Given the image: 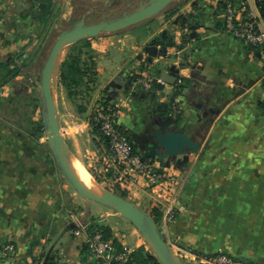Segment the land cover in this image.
Instances as JSON below:
<instances>
[{
  "label": "crops",
  "instance_id": "obj_1",
  "mask_svg": "<svg viewBox=\"0 0 264 264\" xmlns=\"http://www.w3.org/2000/svg\"><path fill=\"white\" fill-rule=\"evenodd\" d=\"M97 1L0 0V244L15 245L12 255L0 253V264H43L51 247L53 264L85 260L82 225L91 223L105 226L130 252L144 246L127 243L107 221L104 205L78 193L36 129L54 25L129 6L128 0H102L109 9L99 8L92 4ZM226 1L175 0L152 19L84 39L90 48L81 60L91 71L70 93L60 81L61 64L58 119L69 152L103 188L158 209V227L172 253H223L264 264V43L254 47L223 30ZM228 1L238 16L253 12L264 30L258 0ZM84 4L93 8L80 12ZM165 30L161 40L172 44L165 51L158 45L151 56L148 41ZM163 72L176 75L175 83L162 81ZM88 77L92 89L82 97ZM99 101L121 104L119 125L133 151L172 177V198L144 182L121 189L106 168L108 147L96 142L90 123ZM169 130L186 134L197 147L168 154L158 144L148 156ZM170 211L176 212L173 220Z\"/></svg>",
  "mask_w": 264,
  "mask_h": 264
},
{
  "label": "water",
  "instance_id": "obj_2",
  "mask_svg": "<svg viewBox=\"0 0 264 264\" xmlns=\"http://www.w3.org/2000/svg\"><path fill=\"white\" fill-rule=\"evenodd\" d=\"M131 1L128 0V4L132 9L125 10L117 16H110V14L105 13L99 21L88 22L86 15H82L71 27L59 33L49 50L41 71L40 92L42 120L47 141L55 160L62 174L78 193L86 199L114 209L128 219L146 238L148 245L151 247L154 256L160 264H176L172 257V252L150 212L122 194L110 189L102 187L100 192H96L80 179L68 162L65 150H69L60 133L58 105L54 88L62 64L64 50L83 39L96 37L104 33L122 31L152 19L169 8L175 0H139L137 5L132 4ZM167 33L168 31L165 30L148 41L145 50L151 56L158 53V45L161 46L162 51H165L172 44L171 41L166 42L161 40V37ZM171 39L173 38L171 37ZM176 77V75L166 72H163L160 76L162 81L169 84H174ZM157 82L158 79L155 78L153 83L162 87ZM156 137H159V135L157 134ZM158 144L165 146L168 154L182 153L186 148L195 149L197 147V143L189 140L186 134L169 130L162 137L158 138V142L154 144V148L148 156L155 155V149ZM90 216L91 212L88 217ZM53 248L51 247L48 251L43 264H49Z\"/></svg>",
  "mask_w": 264,
  "mask_h": 264
},
{
  "label": "built area",
  "instance_id": "obj_3",
  "mask_svg": "<svg viewBox=\"0 0 264 264\" xmlns=\"http://www.w3.org/2000/svg\"><path fill=\"white\" fill-rule=\"evenodd\" d=\"M223 17V30L226 33L254 47L263 45L264 30L253 12L238 16L227 0ZM178 82L181 83L182 80L179 79ZM144 84L147 87L151 86V78L146 77ZM121 112L120 103L103 101L96 105L91 115L92 127L99 125L101 132L109 138L106 168L114 171L115 179L123 190L129 189L133 183L144 182L156 195L172 198L174 196L172 177L160 170L155 162L133 151L129 136L119 125ZM175 217L176 212L170 211L168 219L172 220ZM82 230L86 258L76 264H137L133 252L124 246L120 249L115 239L107 234L101 224H84ZM14 252V243L0 244V253L12 255ZM206 257L210 258L213 264H235L236 262L234 258L223 253L206 255Z\"/></svg>",
  "mask_w": 264,
  "mask_h": 264
},
{
  "label": "rangeland",
  "instance_id": "obj_4",
  "mask_svg": "<svg viewBox=\"0 0 264 264\" xmlns=\"http://www.w3.org/2000/svg\"><path fill=\"white\" fill-rule=\"evenodd\" d=\"M92 4L93 5L96 4L99 8L106 7V9H109L108 5H106V3L104 1H102V0H99V1L94 2ZM92 4H89V5L84 4V5H82L80 7L79 11L80 12H85V10L93 8ZM134 5H137V4L135 3ZM130 9H132V7H130V6L126 5V4H124V3H120L117 6H115L114 8L112 7V9H110L111 12L109 14H110V16H117L120 13L124 12L125 10L128 11ZM86 17H87V21L88 22H96V21H99L102 18V15L99 14V13H92L89 16H86ZM77 20H79V18L72 19L71 21H68V22H62V21L60 22L59 21V22H57L54 25V28L51 31L52 35H51L50 41H49L48 46H47V47H49V50H50L51 46L53 45L55 39L59 35V33L61 31H63L64 29L71 27ZM88 41L89 40H84L83 39V40H81L79 42H76V43H74L72 45L76 49L75 50L76 52H77L78 47H80V46L83 47L82 54L85 55V54L89 53L90 43H89V46H88L87 45ZM66 55H67V50L65 49L64 50V54H63V58L64 59L66 58ZM85 67H88V66L85 65ZM90 77H92V76H90ZM90 77L87 78V81L90 82V84L86 83L85 86L83 85L82 86L83 88H81V96L82 97L86 96L88 94L89 90L92 89L91 88L92 81L88 80V79H90ZM57 82H59V78H57V81H56V84H55V88H54L55 92H56V89H57V84L59 85V83H57ZM58 91H59V88H58L57 92ZM101 102L102 101H99V103H101ZM35 117L37 119L36 129H37V131H39L42 134V139L45 142V145L47 146V148H49L51 150V148L49 146V143L47 141L44 125H43V128L39 127V122L43 123V120H42V105L41 106L40 105L37 106V110L35 111ZM60 133H61L62 137H64L62 130H60ZM54 159H55V157H54ZM119 194H121V193H119ZM96 204H98V203H96ZM104 207H103L104 211H106V212H108L110 214L109 216H107V221H109V223L113 226L114 230L116 232H118L121 237H123V235H124V237H125L124 240L127 243H130V244L141 243V245H144V247H146L147 250L153 254V252L151 250V247L147 243L146 238L140 233V231L128 219H126L122 214L118 213L114 209L107 208V207L104 208ZM145 210H147L148 212L151 213L152 212V207L151 206L150 207H146ZM99 215H100V217H102L101 216L102 214H99ZM213 255H216V254H213ZM198 256H200V257H198ZM207 256H209V255H207ZM210 256H212V255H210ZM172 257H173V259H174L176 264H213L214 263V262L211 261L210 258L206 257V255L199 254V253H196V252H193V251H178L176 253H172ZM215 264H219V263H215ZM235 264H248V263L247 262L244 263V262L236 261Z\"/></svg>",
  "mask_w": 264,
  "mask_h": 264
},
{
  "label": "trees",
  "instance_id": "obj_5",
  "mask_svg": "<svg viewBox=\"0 0 264 264\" xmlns=\"http://www.w3.org/2000/svg\"><path fill=\"white\" fill-rule=\"evenodd\" d=\"M258 7L261 13V16L264 20V0H258ZM89 46V43H87ZM86 45V46H87ZM83 47H78L77 52L76 49L73 48L72 52L67 56V58L63 61L61 70H60V81L70 90L71 87L78 86L83 82V76L90 72V68L85 67V64L82 63L81 55H82ZM72 93V91H69ZM261 106L264 108V101L261 103ZM39 127L43 128V123L39 122ZM93 134L96 136V142L99 144L100 142L104 143L108 148L110 146L109 138L106 137L100 130L99 125H93ZM123 196H126L125 193H122ZM152 217L156 221V223L160 222V213L156 207H152L151 212ZM107 234L110 232L102 226ZM120 249L123 247L118 246ZM137 264H160L156 257L145 249V247H140L138 251L132 253ZM251 264H255L250 262ZM49 264H53L52 260Z\"/></svg>",
  "mask_w": 264,
  "mask_h": 264
},
{
  "label": "bare ground",
  "instance_id": "obj_6",
  "mask_svg": "<svg viewBox=\"0 0 264 264\" xmlns=\"http://www.w3.org/2000/svg\"><path fill=\"white\" fill-rule=\"evenodd\" d=\"M65 155L68 159L69 164L74 169V171L78 174L80 179L92 190L96 192H100L102 186L96 181L93 177V174L87 169V167L80 160L75 158L71 152L65 150ZM75 155V154H74Z\"/></svg>",
  "mask_w": 264,
  "mask_h": 264
}]
</instances>
